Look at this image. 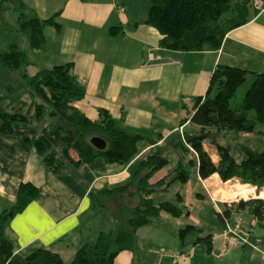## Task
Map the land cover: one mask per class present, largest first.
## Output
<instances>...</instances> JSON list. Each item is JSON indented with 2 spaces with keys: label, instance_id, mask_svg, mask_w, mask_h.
<instances>
[{
  "label": "crops",
  "instance_id": "0c3cea01",
  "mask_svg": "<svg viewBox=\"0 0 264 264\" xmlns=\"http://www.w3.org/2000/svg\"><path fill=\"white\" fill-rule=\"evenodd\" d=\"M21 1L42 20L54 15L56 18L55 24L43 29L42 46L31 44L26 37L19 42L30 62L28 72L35 74L41 69L71 63L72 74L86 90L79 108L92 119L98 117L100 109L109 111L116 119L123 117V124L143 138L139 154L130 164L97 159L79 167L64 164L58 173H53L43 165L35 149L24 141V137L31 138L34 134L27 125L16 123L10 135L0 129V212L15 206L22 183L31 182L39 190L37 197L10 219L6 235L16 241L19 250L43 246L70 262V254L74 256L83 244L94 242L104 230L101 224L98 226L95 216L101 208L91 207L92 188L124 184L134 173L137 160L157 149L176 153L174 146L168 143L170 139L175 137L185 142V134L198 132V126L190 121L193 98L207 93L218 66L241 68L253 75L264 72V9L259 10L253 4L250 20L228 32L218 49L182 51L160 45L162 34L148 23L149 0ZM184 118L187 120L182 123ZM207 146L205 144L210 152ZM213 155L219 156L216 152L211 154L212 158ZM197 167L198 162L196 182L188 186L189 196L197 186L204 191V182L211 177H219L213 174L203 180ZM166 174L167 171L159 170L152 182ZM206 194L211 197L209 192ZM198 195L204 197V194ZM211 200L217 201L214 202L217 212L234 206V202H222L213 196ZM180 218L164 212L152 223L140 227L137 248L119 253L114 264H264L262 245L259 249L254 248L257 245L248 246L259 241L245 232L246 229L248 232L264 229V226L247 211L233 210L231 219L241 223L249 244L227 248L222 237L226 222L218 217L219 228L215 233H208L213 234L212 252H208L202 242H196L197 239L186 242L183 238L186 233H180L184 223ZM154 228L160 235L170 232L174 238L179 231L182 240L176 246L177 251L166 252L161 249L165 246L162 244L151 247L159 239L152 233ZM198 228L194 226L188 231ZM203 233L201 228L199 237H204ZM148 242L147 256L137 254ZM64 248L70 250L68 256ZM194 249L195 256L189 252ZM233 251L240 255L238 260ZM212 255L218 262L212 260Z\"/></svg>",
  "mask_w": 264,
  "mask_h": 264
},
{
  "label": "trees",
  "instance_id": "16d2710c",
  "mask_svg": "<svg viewBox=\"0 0 264 264\" xmlns=\"http://www.w3.org/2000/svg\"><path fill=\"white\" fill-rule=\"evenodd\" d=\"M149 1L148 23L162 34L160 45L182 51L218 49L228 32L250 20L254 4V0ZM6 13L16 16L17 35L36 46L43 45V29L56 23L55 15L42 20L21 0H0V16ZM17 35L0 34L1 132L10 135L14 133V124L27 125L34 134L31 138L24 137V141L53 173L68 163L79 167L101 159L105 163L127 165L135 160L142 136L130 131L123 124V117L116 119L109 111L100 109L98 117L92 119L79 108L86 90L72 74L71 63L30 74V62L19 45L21 40L15 41ZM250 75L253 79L241 102L232 106L236 91ZM213 90L215 95H211ZM26 96L31 100L27 102ZM193 102L190 121L198 126V132L185 134V142L175 137L168 142L178 154L174 170L152 182L153 175L169 164L164 149H157L137 160L134 173L124 184L91 189L92 209L105 208L116 220V214H122L124 221L117 223L121 227L101 230L97 239L83 244L70 262L43 246L19 250L16 241L6 235L8 223L39 193L31 182L22 183L15 206L0 212V264H114L119 253L137 248L140 227L152 223L164 212L175 217L184 213L177 204L156 202L152 195L158 190H167L176 181L188 182L189 166H196L197 162L198 175L203 180L218 174L224 182L237 179L255 186L260 193L264 187V149H253L240 136L257 133V127L264 126V72L253 75L241 68L220 65L212 74L207 93L193 98ZM260 132L264 134V130ZM95 137L106 141L105 149L94 146L92 138ZM224 137L226 144L221 142ZM212 151L219 155L218 163L213 161ZM177 195L183 202V196ZM233 210L247 211L264 226L263 198L240 199L217 215L226 225L234 224ZM190 228L194 226L181 229V235ZM212 240L213 234H208L196 242H202L212 252ZM261 244L263 249L264 242Z\"/></svg>",
  "mask_w": 264,
  "mask_h": 264
},
{
  "label": "rangeland",
  "instance_id": "374dc122",
  "mask_svg": "<svg viewBox=\"0 0 264 264\" xmlns=\"http://www.w3.org/2000/svg\"><path fill=\"white\" fill-rule=\"evenodd\" d=\"M15 19L16 16L14 17V15L12 13H6L2 16H0V34L1 35H10V36H14L17 35V32H15ZM21 35V33H19ZM17 40L15 41H20L22 39V36L17 35L16 36ZM12 38H10L9 40H11ZM253 77L250 75L247 79V81L238 88V90L236 91L235 96L232 98L231 104L232 106H237L244 94L245 91L247 90V88H249L251 82H252ZM216 92L215 90H213L211 92V95H215ZM29 100V96H26V101L28 102ZM253 116V112H251L250 117ZM15 126V124H14ZM264 130V126L263 125H259L256 129L257 133L254 134H242L240 136L241 140H245L247 141L246 143L251 146L253 149H258V150H262L264 149V134L261 133L260 131ZM221 142L223 144L227 143V139L226 137L221 138ZM208 148V146H207ZM214 151H212L213 154ZM165 156L169 159V164L162 170L167 171V173L171 172L172 170H174L177 167V162H178V156L175 152H166ZM213 159L215 160L216 163H218V161L220 160V157L213 155ZM190 170H191V175H190V179L188 182L183 183L180 181H176V183L171 184L170 187H168L167 190H158L156 191L152 197L156 202H161V201H169L172 202L174 204H177L180 208H182L184 210V213L181 215V220L184 221L183 225L181 226L182 228H185L187 225H194L199 227L197 230L192 229L191 231H187L185 232L186 234L184 235L183 238H185L186 242L189 241H194L197 239V237L200 236V234H198V232L200 231V229L202 228L205 233H203V236H206L208 233H215L217 231L218 227V215H217V211L215 208V203L217 201H212L211 197L213 196L215 199L220 200L219 197H215L214 196V192L217 191L218 194L220 191L222 192H226L232 185L234 184H238L240 181L237 179H232L229 180L227 182L222 181L218 176H214L211 177L210 179H208L206 181V183L204 182V191L200 186H197V188L194 190L192 196L188 195V186H192L194 184V182H196V172H195V166L190 165L189 166ZM135 170V169H134ZM241 183V182H240ZM206 192L211 195V197L206 194ZM204 194V197H200L198 194ZM177 194H180L182 196H185V200L183 202H180L179 197ZM260 193L258 192L257 188L255 189V193L250 196L251 197H257V195H259ZM217 195V194H216ZM218 196V195H217ZM220 196V195H219ZM248 198V199H249ZM240 197H238L235 201L231 200V201H226V202H237L239 201ZM222 201V200H220ZM224 202V201H222ZM218 205H220L221 207H224L221 203H218ZM111 209L116 212V208L114 206H111ZM187 210V212L185 213V211ZM108 211V213H107ZM106 209H99L96 213V218H97V224L98 226H103L104 230H108L111 229L112 227H121L120 225H117V223H121L122 221H124V216L122 214H116L117 220L111 218L110 216V212L109 210ZM188 212H190L188 214ZM168 214V213H167ZM247 217H245L244 222L245 224L247 223L246 221ZM115 222V223H113ZM200 223V224H199ZM101 224V225H99ZM87 226H90V223H87ZM148 229H145V231H147ZM159 231H157V229H153L152 233L156 236H159L158 241H154V244L151 247H160V245H165L163 248V250L167 251H177L176 246L181 244V238L178 235L179 231H177V237L174 238L171 236L170 232H166L164 235H160V232L158 234ZM246 234H251V236L254 238V240L256 241H261L262 243L264 242V229L262 228H255V229H251V232H248V229L245 230ZM166 241V242H165ZM259 242H256V244H249L248 246H252L254 247V245H257L258 247H254L256 249H259V246H261L262 244H259ZM149 243H144V247L143 249L137 250V254H140L142 256H147V249H150ZM158 245V246H157ZM194 245V244H192ZM38 247V246H37ZM36 248V247H33ZM160 249V250H161ZM190 249V248H187ZM64 250L66 251L67 256L70 254V250L67 248H64ZM243 249L241 248V251ZM194 251V252H193ZM189 250V252H192L193 256H195V249L194 250ZM232 254H234V251L232 252ZM70 260L73 259V255L70 254ZM237 255V254H234ZM63 256H64V252H63ZM238 258H240V255H237V260ZM212 260H214L215 262H218L217 258L212 255ZM225 260H229V259H225ZM223 261V260H222ZM213 264V263H212ZM215 264H223V263H215ZM224 264H227V262H224ZM230 264V263H229Z\"/></svg>",
  "mask_w": 264,
  "mask_h": 264
},
{
  "label": "built area",
  "instance_id": "2783aa9c",
  "mask_svg": "<svg viewBox=\"0 0 264 264\" xmlns=\"http://www.w3.org/2000/svg\"><path fill=\"white\" fill-rule=\"evenodd\" d=\"M254 5L259 10L264 9V1L262 0L255 1ZM152 55L153 54L150 53L149 57L152 58ZM222 237L226 243L227 248L239 247L249 244L246 235H244L243 233L240 222H236L234 224H227L225 230L222 233ZM262 253L264 255V248L262 249Z\"/></svg>",
  "mask_w": 264,
  "mask_h": 264
},
{
  "label": "bare ground",
  "instance_id": "6f19581e",
  "mask_svg": "<svg viewBox=\"0 0 264 264\" xmlns=\"http://www.w3.org/2000/svg\"><path fill=\"white\" fill-rule=\"evenodd\" d=\"M255 189L256 187L251 184H243L239 182L238 184L232 185L226 192L220 191L218 194V192L215 191L214 196L217 198L219 197V199L222 201H235L238 197L242 199H248L255 193ZM257 197L264 199V187L262 188L260 194L257 195Z\"/></svg>",
  "mask_w": 264,
  "mask_h": 264
},
{
  "label": "water",
  "instance_id": "95a60500",
  "mask_svg": "<svg viewBox=\"0 0 264 264\" xmlns=\"http://www.w3.org/2000/svg\"><path fill=\"white\" fill-rule=\"evenodd\" d=\"M92 143L94 144V146H96L99 149H105L107 146L106 141L100 137L92 138ZM258 198H260V197H258ZM245 200H247V199H245Z\"/></svg>",
  "mask_w": 264,
  "mask_h": 264
}]
</instances>
